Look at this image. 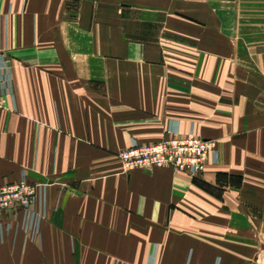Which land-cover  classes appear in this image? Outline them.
<instances>
[{"label": "crops", "instance_id": "obj_1", "mask_svg": "<svg viewBox=\"0 0 264 264\" xmlns=\"http://www.w3.org/2000/svg\"><path fill=\"white\" fill-rule=\"evenodd\" d=\"M0 44V185H43L0 264H264V0H0ZM174 126L218 160L124 171Z\"/></svg>", "mask_w": 264, "mask_h": 264}, {"label": "built area", "instance_id": "obj_2", "mask_svg": "<svg viewBox=\"0 0 264 264\" xmlns=\"http://www.w3.org/2000/svg\"><path fill=\"white\" fill-rule=\"evenodd\" d=\"M13 96L12 66L0 44V109L14 111L9 104ZM168 136L150 143L134 141L119 152L124 171L156 166L171 167L176 171L200 176L210 161L218 160V151L213 139L191 133L182 135L178 126L167 130ZM43 189L42 184L25 179L0 185V210L20 207L24 211V228L34 239L40 234L42 211L36 210V199Z\"/></svg>", "mask_w": 264, "mask_h": 264}, {"label": "rangeland", "instance_id": "obj_3", "mask_svg": "<svg viewBox=\"0 0 264 264\" xmlns=\"http://www.w3.org/2000/svg\"><path fill=\"white\" fill-rule=\"evenodd\" d=\"M25 51V50H24ZM6 53L9 55V49L6 50ZM23 179L27 180L26 178L23 177ZM21 180V179H20ZM28 181V180H27ZM29 182V181H28ZM36 184V183H34ZM24 212V211H23Z\"/></svg>", "mask_w": 264, "mask_h": 264}]
</instances>
